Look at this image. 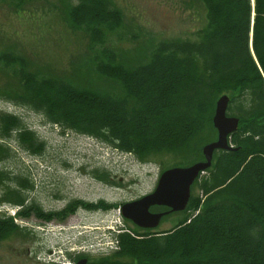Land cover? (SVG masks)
<instances>
[{
	"label": "trees",
	"instance_id": "16d2710c",
	"mask_svg": "<svg viewBox=\"0 0 264 264\" xmlns=\"http://www.w3.org/2000/svg\"><path fill=\"white\" fill-rule=\"evenodd\" d=\"M4 1L22 9L40 0ZM61 1L67 4L68 26L85 32L93 46H104L107 35L123 24L124 15L111 0ZM199 1L207 25L196 40L160 41L139 62L105 46L97 51L84 66L89 80L95 76L107 84L104 88L76 71L61 77L29 70L13 53L0 56L4 69L19 79L21 87L10 97L16 106L139 161L172 154L186 167L204 162L203 147L218 138L213 118L224 95L230 98L227 115L240 120L229 138L233 150L215 151L212 167L192 186L200 194L191 195L178 226L158 234L121 228L113 235L115 250L88 264H264V0ZM13 138L33 156L46 150L19 116L0 112V157L9 155L3 143ZM3 176L0 171V180ZM17 181L21 188H33L27 179ZM12 196L19 218L34 216L43 223L64 222L80 209H118L76 200L64 210L46 212L17 190ZM21 231L12 217L0 218V243ZM81 258L86 256L73 260Z\"/></svg>",
	"mask_w": 264,
	"mask_h": 264
},
{
	"label": "rangeland",
	"instance_id": "374dc122",
	"mask_svg": "<svg viewBox=\"0 0 264 264\" xmlns=\"http://www.w3.org/2000/svg\"><path fill=\"white\" fill-rule=\"evenodd\" d=\"M111 1L122 11L124 21L120 29L107 35L104 46L122 51L129 62L144 61L160 41L196 40L207 25L206 9L199 0ZM78 2L68 0L72 5ZM66 16L67 4L61 0L31 1L22 9L0 0V56L10 52L24 58L31 71L61 77H71L76 71L89 80L84 64L104 46H93L85 32L72 30ZM89 81L100 88L107 86L95 76ZM112 85L114 82L109 83ZM20 87L13 71L4 69L0 61V112L19 116L46 143V150L41 156H33L14 138L3 143L10 153L0 157V171L4 173L0 180V218L12 217L17 211L12 203L16 190L28 204L35 203L46 212L61 211L73 200L115 204L118 209H80L64 222L43 223L34 216L18 219L22 231L0 243V264H75L73 259L79 254L91 261L111 254V230L138 229L123 218L121 205L151 194L162 172L186 167L185 163L172 154L139 161L95 138L65 132L43 114L16 106L10 97ZM17 178L27 179L33 188H21ZM199 194L197 188L192 190L193 196ZM184 218L183 213L172 214L155 233L172 230Z\"/></svg>",
	"mask_w": 264,
	"mask_h": 264
},
{
	"label": "water",
	"instance_id": "95a60500",
	"mask_svg": "<svg viewBox=\"0 0 264 264\" xmlns=\"http://www.w3.org/2000/svg\"><path fill=\"white\" fill-rule=\"evenodd\" d=\"M229 104L230 98L227 95L220 97L216 103L213 125L218 132V139L203 147L205 161L165 171L153 193L122 205V216L125 219L142 229H156L163 217L185 211L191 198V188L200 174L212 167L215 151L233 150L229 138L239 129L240 120L227 116ZM152 207H166L170 210L152 213ZM78 264H88V260L82 259Z\"/></svg>",
	"mask_w": 264,
	"mask_h": 264
},
{
	"label": "flooded vegetation",
	"instance_id": "af4514ba",
	"mask_svg": "<svg viewBox=\"0 0 264 264\" xmlns=\"http://www.w3.org/2000/svg\"><path fill=\"white\" fill-rule=\"evenodd\" d=\"M74 201H76V200H73V201L69 202L67 205H65V207H64L62 210L66 209L67 206H68L70 203L74 202ZM168 210H169V209H166V210H164V211H162V212H166V211H168ZM49 212H58V211H49ZM156 231H157V229H153V230H151V232H156Z\"/></svg>",
	"mask_w": 264,
	"mask_h": 264
}]
</instances>
